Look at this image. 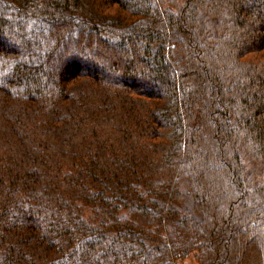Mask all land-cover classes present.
<instances>
[{
	"label": "trees",
	"instance_id": "16d2710c",
	"mask_svg": "<svg viewBox=\"0 0 264 264\" xmlns=\"http://www.w3.org/2000/svg\"><path fill=\"white\" fill-rule=\"evenodd\" d=\"M6 32L0 264H264V0H0Z\"/></svg>",
	"mask_w": 264,
	"mask_h": 264
},
{
	"label": "rangeland",
	"instance_id": "374dc122",
	"mask_svg": "<svg viewBox=\"0 0 264 264\" xmlns=\"http://www.w3.org/2000/svg\"><path fill=\"white\" fill-rule=\"evenodd\" d=\"M246 19H249V17H246L245 18V24L247 25V20ZM27 37H29V38H31L30 37V35L28 34L27 35ZM106 37V36H105ZM19 39V35H18V33H13V32H6V33H4V37H2L0 40H1V42H3V43H7L6 44V46L7 47H5L6 49H9V52H14V53H16V52H18V48L15 46V44L14 43H12V41H10V40H16V39ZM26 53V52H25ZM126 54V53H125ZM125 54H123V55H125ZM17 56H20V53H18V55ZM22 56H23V54H22ZM80 58V57H79ZM82 59H93L91 56H89L88 54H85L83 57H81ZM97 58V57H96ZM96 58H94V60L96 59ZM202 58L200 59V64H202ZM214 62V61H213ZM104 68V67H103ZM138 69H141V68H139L138 67ZM213 70V69H212ZM103 72H99V74H102ZM109 74H111V73H109ZM113 74H111V75H109V78H111L112 80H114V79H116L117 80V78H116V75H113ZM211 79H213V76L211 77ZM212 106V105H211ZM210 106V107H211ZM247 106H245V108H246ZM240 108H241V105H240ZM247 109V108H246ZM211 119V120H210ZM208 121L210 122V125L207 127V128H205V129H207V132L210 134V137L207 139V143H206V145H209V143L210 142H213L212 141V139L213 138H222L223 136H222V134H221V132H218V130L217 129H215V126L213 125V122H218L217 121V118L216 119H214V117H213V115L211 116V118H208ZM249 133V132H248ZM245 134V133H244ZM225 138V137H224ZM249 138V136H248V134L246 135L245 134V140H253V137H251L250 139H248ZM254 141H256L255 140V135H254ZM209 142V143H208ZM225 143H226V141H225ZM211 144V143H210ZM212 145V144H211ZM219 173V171L217 172V174ZM200 174H201V177L203 178V172L201 171L200 172ZM206 174V180L208 179V176L207 175H209V174H207V173H205ZM204 179V178H203ZM204 183V182H203ZM231 197V196H230ZM187 264H191L190 262H188Z\"/></svg>",
	"mask_w": 264,
	"mask_h": 264
}]
</instances>
